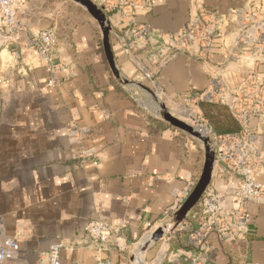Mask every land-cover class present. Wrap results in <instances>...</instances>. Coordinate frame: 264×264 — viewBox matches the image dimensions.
I'll return each instance as SVG.
<instances>
[{"label": "crops", "instance_id": "0c3cea01", "mask_svg": "<svg viewBox=\"0 0 264 264\" xmlns=\"http://www.w3.org/2000/svg\"><path fill=\"white\" fill-rule=\"evenodd\" d=\"M18 2L20 41L6 44L0 33V237L19 238V264H51L50 247L58 240L66 245L62 264H133L134 249L172 220L171 206L199 179L205 161L201 142L150 108L153 93L171 105L204 91L211 80L197 57L160 61L164 39L201 6L228 14L225 41L215 45L210 63L220 66L231 88L252 72L264 79V61L240 64L230 56L238 33L234 11L251 5L262 12L264 0H153L138 20L163 36L159 45H138L119 13L109 11L120 77L91 15L76 7L80 18L67 12L65 0ZM49 27L57 32L53 71L26 43ZM76 128L84 130L78 140L70 135ZM259 146L264 151V133ZM259 180L264 182V174ZM236 188L237 178L216 165L208 189L230 196L234 206ZM249 212L247 241L216 243L210 264L264 263V199L251 203ZM99 218L113 226L108 244L85 230ZM191 223L190 213L182 224ZM152 247L145 264H192L187 232L167 235L159 248Z\"/></svg>", "mask_w": 264, "mask_h": 264}, {"label": "built area", "instance_id": "2783aa9c", "mask_svg": "<svg viewBox=\"0 0 264 264\" xmlns=\"http://www.w3.org/2000/svg\"><path fill=\"white\" fill-rule=\"evenodd\" d=\"M105 1L102 0L104 8L119 13L120 21L126 24L127 30L135 39L134 42L138 45H159V39L163 36H155L158 32L150 24H143L138 20L139 15L152 9L153 0H110L108 4ZM18 3V0H0V33L6 44L18 43L21 39ZM234 15L238 22V33L236 48L230 54L231 59L251 65L263 62L264 10L256 13L248 5L235 10ZM230 17L228 14L199 7L180 31L164 37L167 46L161 52L160 61L164 63L179 54L197 57L207 64L211 77L210 84L204 91H196L184 101L177 98L172 104L182 103L187 108L185 106L196 102H220L230 108L241 126L239 132L224 135H215L209 130L212 134H209L210 146L216 156L215 166L222 165L225 171L237 178V188L232 194L237 203L230 206V196L207 189L199 204L190 212L195 223H180L170 231V234L181 231L188 233V244L192 252L187 257L193 264H210V254L215 251L216 243L247 241L251 224L249 206L264 199V182L259 180L264 174V151L259 146V135L264 133V79L258 78L252 72L244 77L238 87L231 88L226 83L220 66L210 63L215 45L225 41ZM56 42V29L49 27L33 32L26 43L27 47L36 50L48 61L49 69L53 71L52 50ZM50 83H53V79H50ZM156 96L167 104L158 92ZM82 133L84 130L76 128L71 130L70 135L78 140ZM196 183L197 181L192 182L183 194L177 196L170 208V218L175 216ZM85 230L93 238L108 244L113 226L107 220L99 218L86 225ZM20 247L18 237H0V264H19ZM65 247L60 240L51 245V264H62L61 250ZM97 264L114 263L99 259ZM241 264L264 263L246 259Z\"/></svg>", "mask_w": 264, "mask_h": 264}, {"label": "water", "instance_id": "95a60500", "mask_svg": "<svg viewBox=\"0 0 264 264\" xmlns=\"http://www.w3.org/2000/svg\"><path fill=\"white\" fill-rule=\"evenodd\" d=\"M77 1L81 2L87 8L89 13L100 24L103 31V44L108 62L115 76L120 77V71L117 68L114 53L112 50V45L110 42L111 25L106 13L103 11L101 7L97 6L92 0H77ZM153 94L155 96V99L158 102H160V109L158 111L161 112L162 118L167 123L189 133L192 136L201 139L204 142L205 161H204L202 173L199 179L197 180L195 187L188 195V197L185 199L183 205L176 212L172 220L166 222L165 224L154 230L150 234V236L140 244V246L134 249V251L131 254V261L133 264H145L146 263L145 252L149 248H151L154 245V243H157L161 241L163 238H165L167 235H170L171 230L175 229L178 226V224L182 223L183 220L187 219L190 212L199 204L203 194L210 186L215 168L216 156L214 150L210 146L211 138L209 136H204L192 125L188 124L187 122L179 119L174 114H172L170 110H168L166 104L161 100H159L155 93ZM259 132L261 133L260 128H259Z\"/></svg>", "mask_w": 264, "mask_h": 264}, {"label": "rangeland", "instance_id": "374dc122", "mask_svg": "<svg viewBox=\"0 0 264 264\" xmlns=\"http://www.w3.org/2000/svg\"><path fill=\"white\" fill-rule=\"evenodd\" d=\"M65 1H67L70 4V6L69 5L68 6H69V8H71V9H69V8L67 9V6H66L67 12H73V13L78 12V18H80L79 15H80L81 12L76 11V9L74 7L78 8L77 10L80 9V10L84 11L86 14L91 15L89 13V11L87 10V8L81 2H79L77 0H65ZM92 1L97 6L101 7L103 9V11L106 13V15L108 16L109 11L104 8V6L102 4V0H92ZM109 1L110 0H106L105 3L109 2ZM107 8H109V6ZM92 18H94V17L92 16ZM94 20L96 22H98L95 18H94ZM234 47L236 48V45H234ZM166 106H167L168 110H170V112L172 114H174L179 119L187 122L188 124L192 125L199 132H201L200 128H203V127H206V128H208L209 130L212 131V129L210 127V124L213 123L212 119L220 120V121L221 120H226V118H227L226 116L230 114L228 109L225 106H222V105H217V106L205 105V106H201V102L192 103L191 106H185L187 108H184L182 103L181 104H178V103L177 104H171V105L170 104L169 105L166 104ZM150 108H152V109L154 108L157 111L160 109V102H158L154 97L152 98ZM158 115L160 116V118H162L161 112H159ZM212 133H213V131H212ZM187 134H189V133H187ZM213 134H215V133H213ZM210 135H212V134L210 133ZM210 135H209V137H210ZM215 135H217V134H215ZM193 137L196 138L199 142H201L202 145H204V142L201 139H199V138H197L195 136H193ZM172 231L173 230H171V232ZM182 238H183L184 242H182L181 244H184L185 243V239L184 238H186V237L182 236ZM171 242H174V238H172ZM160 246H161V241H159L157 243H154L152 249L159 248ZM165 247H168L167 244L165 245Z\"/></svg>", "mask_w": 264, "mask_h": 264}, {"label": "trees", "instance_id": "16d2710c", "mask_svg": "<svg viewBox=\"0 0 264 264\" xmlns=\"http://www.w3.org/2000/svg\"><path fill=\"white\" fill-rule=\"evenodd\" d=\"M205 105H212V106L222 105V106H225L230 113L229 115L226 116L227 117L226 120L220 121V120L212 119L213 123L210 124V127H211L213 133H215L217 135H224V134L236 133V132L240 131L241 126L227 105L220 103V102H211V101L201 102V106H205ZM191 217H192V214H191ZM175 264H179V263L175 262Z\"/></svg>", "mask_w": 264, "mask_h": 264}, {"label": "bare ground", "instance_id": "6f19581e", "mask_svg": "<svg viewBox=\"0 0 264 264\" xmlns=\"http://www.w3.org/2000/svg\"><path fill=\"white\" fill-rule=\"evenodd\" d=\"M198 128H199V127H198ZM200 130H201V132H202V134H203L204 136H209L210 131H209L208 128L203 127V128H200Z\"/></svg>", "mask_w": 264, "mask_h": 264}]
</instances>
